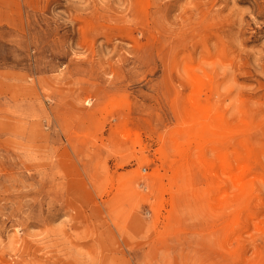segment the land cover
<instances>
[{
  "label": "rangeland",
  "instance_id": "obj_1",
  "mask_svg": "<svg viewBox=\"0 0 264 264\" xmlns=\"http://www.w3.org/2000/svg\"><path fill=\"white\" fill-rule=\"evenodd\" d=\"M0 264H264V0H0Z\"/></svg>",
  "mask_w": 264,
  "mask_h": 264
}]
</instances>
